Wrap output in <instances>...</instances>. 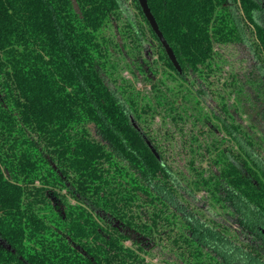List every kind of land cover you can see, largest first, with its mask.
Wrapping results in <instances>:
<instances>
[{"label": "trees", "instance_id": "16d2710c", "mask_svg": "<svg viewBox=\"0 0 264 264\" xmlns=\"http://www.w3.org/2000/svg\"><path fill=\"white\" fill-rule=\"evenodd\" d=\"M132 1L0 0V264H264V2Z\"/></svg>", "mask_w": 264, "mask_h": 264}, {"label": "rangeland", "instance_id": "374dc122", "mask_svg": "<svg viewBox=\"0 0 264 264\" xmlns=\"http://www.w3.org/2000/svg\"><path fill=\"white\" fill-rule=\"evenodd\" d=\"M264 2V0H262ZM125 5L128 6L129 8V13L135 14L137 12V8L134 4V2L132 0H125ZM146 50H151L150 47V43L148 42V40L146 39ZM218 51L220 52V57H221V64L222 66L225 68L226 71H239L241 76H243L245 78V76L247 77V74L249 73V70L251 69V64L252 61L254 60L251 56V54L249 52H247L248 50L242 48L241 46H238L236 44H227V45H221V46H217ZM155 57V55H152V53L150 54V58L151 60ZM123 75L127 78L133 79L134 85L136 87V89H141L144 92L150 91V82L146 81L144 79L143 75H138V79L134 78L132 73L129 70H124L123 71ZM225 74H223L221 76L222 79H224ZM211 79V78H210ZM214 82L210 81V86L208 87L207 91L208 94L206 96L207 101L209 102L210 105L212 106H216L217 103H219L220 97L218 95V91L220 88V82L216 80L215 77H212L211 79ZM229 88H226V91H229ZM214 92V93H212ZM213 94V95H212ZM231 94V93H230ZM214 96V98L212 97ZM231 97L234 98V96L232 95ZM248 101V100H247ZM252 101V100H250ZM249 103V101H248ZM251 108V107H250ZM250 108L248 107V114L253 117V118H257V114L256 112H254L253 110L250 111ZM253 109V108H252ZM252 113V114H251ZM252 122V121H251ZM258 133V132H257ZM254 150L255 152H259V157L264 160V148L261 146H254ZM180 164H183L182 158H180ZM178 165V162L176 163ZM188 169V168H187ZM201 195V194H200ZM199 198H201L200 196H198ZM202 199V198H201ZM200 204H203L202 201H199ZM212 214L219 218V219H224L226 218L227 221H229L228 223H232L233 222V214L229 211V210H223L220 209V207L218 206V204L216 206H212ZM134 238H136V236L134 235ZM158 248H155L154 251L157 252ZM157 261V258H155Z\"/></svg>", "mask_w": 264, "mask_h": 264}, {"label": "water", "instance_id": "95a60500", "mask_svg": "<svg viewBox=\"0 0 264 264\" xmlns=\"http://www.w3.org/2000/svg\"><path fill=\"white\" fill-rule=\"evenodd\" d=\"M142 11L147 19V21L149 22V25L151 26V28L153 29V31L156 33L157 37L159 38L162 46L164 47L169 59L171 60V62L173 63V65L175 66V68L182 73V67L176 57V54L174 53L172 47L170 46V44L168 43V41L166 40L163 32L161 31L158 22L154 16V14L151 11V8L149 6L148 0H138ZM146 139V143L148 144V146L150 147V149L152 150V152L155 154V156L161 161L160 155L158 153V151L156 150V148L153 146L152 142ZM263 234H264V230H263Z\"/></svg>", "mask_w": 264, "mask_h": 264}]
</instances>
